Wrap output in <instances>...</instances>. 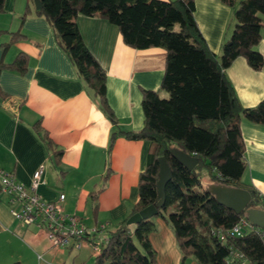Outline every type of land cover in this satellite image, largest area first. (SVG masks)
<instances>
[{
    "label": "crops",
    "instance_id": "obj_1",
    "mask_svg": "<svg viewBox=\"0 0 264 264\" xmlns=\"http://www.w3.org/2000/svg\"><path fill=\"white\" fill-rule=\"evenodd\" d=\"M191 1L196 27L208 50L218 56L228 34L231 10L220 0ZM26 3L4 0L0 12V63H11L18 53L27 56L23 74L0 70V170L28 186L31 174L42 165L37 195L53 202L63 194L62 210L80 217L87 230L103 225L104 231L94 237L106 239L107 232L118 228L137 202L138 178L145 169L149 148L146 141L118 137L107 152L108 137L111 132L141 128V91H158L164 53L157 48H127L115 27L96 17H76L84 46L105 74L112 122L56 45L49 25L34 14L33 5L20 21ZM17 30L24 38L3 47L10 41V33ZM256 50L263 59L259 71L251 70L239 57L224 72L243 109L254 108L264 99V31ZM35 122L61 151L57 165L40 135L32 130ZM239 130L246 165L241 182L252 186L264 200V125L241 119ZM105 172L107 177L102 181ZM95 192L93 200L90 195ZM150 220L154 231L148 235V243L156 264H179L168 224L159 217ZM88 241L83 239L78 249L72 242L63 249L52 248L45 230L22 225L11 217L7 197L0 194V264H92L96 256ZM72 251L78 252L79 258L67 261ZM184 264L197 263L189 258ZM238 264L247 262L240 260Z\"/></svg>",
    "mask_w": 264,
    "mask_h": 264
},
{
    "label": "trees",
    "instance_id": "obj_2",
    "mask_svg": "<svg viewBox=\"0 0 264 264\" xmlns=\"http://www.w3.org/2000/svg\"><path fill=\"white\" fill-rule=\"evenodd\" d=\"M38 1L41 7L34 14L49 25L56 45L92 93L98 108L112 122L105 97V74L84 46L76 17H96L115 27L127 48H157L164 53L158 91H141V128L109 134L107 152L118 137L146 141L149 148L145 169L138 178L137 202L119 227L107 232L106 242L92 264H156L148 243V235L154 231L151 220L129 226L126 221L143 208L154 206L158 157L165 159L170 181L165 185L164 202L155 217L163 219L171 229L179 264L189 258L197 264H229L231 254L239 255V261L247 264H264V242L255 228L239 238L229 233L240 220L246 219L245 213L235 215L218 205L204 192L199 179V170L203 169L209 176L207 184L245 190L250 196L246 209L264 211V200L259 199L252 186L241 182L246 165L239 130L241 119L264 125V99L254 108H241L224 73L239 57L253 71L262 68L263 59L256 47L264 31V0H220L231 10V17L218 56L208 50L196 27L191 0ZM3 2L0 0V12ZM31 5L32 0H27L20 21L30 13ZM10 36L3 47L24 38L18 30ZM26 67L27 56L23 53H18L9 64L0 63V70L17 74H23ZM32 130L40 135L57 165L61 151L55 149L39 122L32 125ZM173 149L195 158L196 166L187 171L170 157ZM106 177L107 172L101 180ZM97 193L90 197L95 200ZM211 230L218 231L223 241L211 235Z\"/></svg>",
    "mask_w": 264,
    "mask_h": 264
},
{
    "label": "built area",
    "instance_id": "obj_3",
    "mask_svg": "<svg viewBox=\"0 0 264 264\" xmlns=\"http://www.w3.org/2000/svg\"><path fill=\"white\" fill-rule=\"evenodd\" d=\"M43 166L40 165L31 174L28 186L18 183L15 178L0 170V194L7 197L9 213L11 217L22 225H34L46 232L47 240L54 249L66 248L70 242L78 249L83 239L89 240L92 254L98 256L106 239H95L104 231V226L87 230L80 217L75 214H67L62 210L64 195L59 194L55 201L46 202L37 195L36 190L42 183ZM255 228L246 219L240 220L230 230V235L239 238ZM261 240L264 242V231L255 228ZM220 242L222 235L218 231H210ZM240 256L231 254L228 263H238ZM235 259V260H234Z\"/></svg>",
    "mask_w": 264,
    "mask_h": 264
},
{
    "label": "water",
    "instance_id": "obj_4",
    "mask_svg": "<svg viewBox=\"0 0 264 264\" xmlns=\"http://www.w3.org/2000/svg\"><path fill=\"white\" fill-rule=\"evenodd\" d=\"M33 9L39 10L41 5L38 0H32ZM170 157L174 159L178 164L184 167L187 171H191L197 164V160L188 155L183 154L175 149L170 151ZM158 172L157 182L155 185L156 189V202L153 205H149L143 208L138 213L130 216L126 225H136L141 220H148L155 217L157 209H160L164 202V188L165 185L170 181V170L163 157L157 158ZM204 192L211 196L215 202L224 207L227 210L232 211L235 215L245 213L247 222L260 230L264 231V211L246 209L250 196L247 191L242 189H236L229 186H225L220 183L207 184L204 188Z\"/></svg>",
    "mask_w": 264,
    "mask_h": 264
},
{
    "label": "rangeland",
    "instance_id": "obj_5",
    "mask_svg": "<svg viewBox=\"0 0 264 264\" xmlns=\"http://www.w3.org/2000/svg\"><path fill=\"white\" fill-rule=\"evenodd\" d=\"M165 95H162L161 97H164ZM208 175H207V173H206V171L205 170H203V169H201V170H199V179H200V183H201V186H203L204 188H205V186L207 185V181H208ZM171 211V208H169L168 210H167V213H169ZM167 213H165V216H166V214ZM78 252H76V251H72L71 253H70V255L68 256L69 258H66L65 256V258H66V260L68 261V260H70V258H73V256H75L76 257V260H78V258H79V256H78V254H77ZM81 256V255H80ZM75 262H77V261H75ZM85 264H89V262H86Z\"/></svg>",
    "mask_w": 264,
    "mask_h": 264
}]
</instances>
